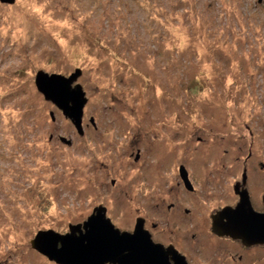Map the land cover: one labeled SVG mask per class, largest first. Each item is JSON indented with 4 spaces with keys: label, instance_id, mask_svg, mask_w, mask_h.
I'll use <instances>...</instances> for the list:
<instances>
[{
    "label": "rangeland",
    "instance_id": "obj_1",
    "mask_svg": "<svg viewBox=\"0 0 264 264\" xmlns=\"http://www.w3.org/2000/svg\"><path fill=\"white\" fill-rule=\"evenodd\" d=\"M40 72H79L81 134ZM261 162L264 0L0 2V264H54L37 233L66 235L99 206L121 232L144 217L164 249L213 264L209 217L233 202L237 166Z\"/></svg>",
    "mask_w": 264,
    "mask_h": 264
},
{
    "label": "water",
    "instance_id": "obj_2",
    "mask_svg": "<svg viewBox=\"0 0 264 264\" xmlns=\"http://www.w3.org/2000/svg\"><path fill=\"white\" fill-rule=\"evenodd\" d=\"M0 2L12 3L13 0ZM77 75L79 72L67 79L40 72L36 85L46 100L52 101L66 118L75 121L81 134L86 98L80 86L72 87ZM44 81L48 84L41 86ZM258 221L257 218L242 220L237 227L243 228V232L233 235L246 242H264V234L258 232ZM138 222L133 233L121 232L106 217V209L99 206L82 225L70 226V232L66 235L52 230L38 232L31 246L56 264H188L173 248L164 249L162 245L153 243L149 233L142 228V222ZM218 227L215 226L214 230ZM231 229L229 224L222 231L232 236Z\"/></svg>",
    "mask_w": 264,
    "mask_h": 264
},
{
    "label": "flooded vegetation",
    "instance_id": "obj_3",
    "mask_svg": "<svg viewBox=\"0 0 264 264\" xmlns=\"http://www.w3.org/2000/svg\"><path fill=\"white\" fill-rule=\"evenodd\" d=\"M237 167L238 169H236L232 175L233 177L238 178L234 180L232 186L229 187L230 192L233 196V202L225 204L219 209H214L208 220L209 226L204 230V232L210 237L208 246H212V249H214L213 259L215 260V263L217 262V258H219L221 259L219 261H221L222 264H227L225 263L226 259L224 258L233 257L231 261H236L241 264L243 261H245V259H247L248 254L250 253H254L255 257L258 256L256 258L258 259L257 261L264 259V256L261 255L262 253H264V242H246L242 240V238H238L233 235V233L240 234L241 231L243 232V228L237 227V225L239 223L241 224L242 220H245L247 218H251L252 220H254V218H257L259 220L258 225L260 229V231L258 232L264 234V163H244L243 165ZM178 172L181 175V181L178 180V185H176V187L180 186V190H185L188 193H193L194 189L191 182L193 176L191 178L190 174L186 171V173H183V171L181 170ZM178 199L181 203H171V205L167 206L168 211L174 209L178 211V204H181L182 206L183 203H185L184 201H186L184 199H181L180 197ZM160 204L161 205H157V208H161L163 210L164 205L161 202ZM185 213L187 214V217L193 216L192 211L186 210ZM139 220L142 222V228L149 233L153 243H159L160 245L164 246L163 243L161 244V242L153 237L151 231L148 229V219L144 217H138L135 223L136 226ZM229 224L232 227V236L227 234V232H223L224 226H228ZM135 225L134 230L136 228ZM215 226L219 227L214 230ZM152 228H156V224L152 225ZM192 239H195L194 235ZM167 244L168 247L175 249L179 254L183 255L188 264H192V262L190 261V257L185 255L182 251H178L175 248L174 243L169 242Z\"/></svg>",
    "mask_w": 264,
    "mask_h": 264
},
{
    "label": "trees",
    "instance_id": "obj_4",
    "mask_svg": "<svg viewBox=\"0 0 264 264\" xmlns=\"http://www.w3.org/2000/svg\"><path fill=\"white\" fill-rule=\"evenodd\" d=\"M37 252V251H36ZM43 256V255H42ZM52 262V261H51ZM54 263V262H53ZM55 264V263H54Z\"/></svg>",
    "mask_w": 264,
    "mask_h": 264
}]
</instances>
